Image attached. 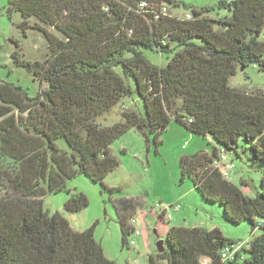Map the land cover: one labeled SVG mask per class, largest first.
I'll return each instance as SVG.
<instances>
[{"label": "trees", "instance_id": "obj_1", "mask_svg": "<svg viewBox=\"0 0 264 264\" xmlns=\"http://www.w3.org/2000/svg\"><path fill=\"white\" fill-rule=\"evenodd\" d=\"M164 3L179 7L174 0H8L7 13L22 17L24 32L30 19L42 24L33 28L49 53L26 61L18 46L12 55L45 85L36 96L0 83V264H117L96 241L95 226L75 231L62 214L44 210V199L65 191L77 173L103 183L119 168L111 154L116 141L132 130L157 140L173 122L213 145L211 155L181 158L182 181H192L204 203L220 205L229 223H249L260 235L224 260V249L236 243L218 228L171 227L164 251L147 264H264V93L230 86L238 68L264 73V0L222 1L193 9L190 20L163 15ZM214 12L225 15L212 18ZM144 51L168 56L167 65ZM134 94L144 114L126 109L121 122L98 124ZM222 155L245 159L261 174L254 197L224 178L216 166ZM114 203L123 247L131 248L130 213L138 203ZM88 205L78 193L65 209L78 214Z\"/></svg>", "mask_w": 264, "mask_h": 264}, {"label": "rangeland", "instance_id": "obj_2", "mask_svg": "<svg viewBox=\"0 0 264 264\" xmlns=\"http://www.w3.org/2000/svg\"><path fill=\"white\" fill-rule=\"evenodd\" d=\"M174 1L179 7L168 3L164 5L171 16L182 19L186 14L193 15V9L212 8L222 1L234 0ZM7 5L8 0H0V83L21 87L34 97L45 85L41 86L26 69L18 67L12 55L19 46L26 61H44L49 45L44 35L33 28L37 23L42 26L39 21L30 19L32 29L24 32L22 17L19 14L9 17ZM224 15L225 12H214L211 17ZM46 29L61 37L53 28ZM144 53L157 66L165 67L168 63L166 55L160 57L152 51ZM230 86L248 93H264V73L254 65L245 70L238 68L237 74L230 79ZM143 106L141 99L134 94L122 99L97 122L104 127L112 126L122 121L123 111L137 110L144 114ZM201 151L212 154L213 145L209 139L189 133L175 122L157 140L132 130L111 146V154L118 160L119 168L103 183H94L86 175L77 173L67 181L65 191L46 195L44 210L51 214L59 212L78 232L95 226L96 241L102 245L106 257L117 264H147L148 257L158 251L157 244L161 241L165 243L169 228L175 226L203 227L207 230L218 228L226 239L236 243V247L252 241L260 235L259 229L253 232L249 223L238 226L229 223L220 205L204 203L192 181H182L181 158ZM233 162L235 169L231 172V181L247 196L254 197L256 189L260 188L261 174L249 168L245 159H234ZM109 189H119L120 192L110 194ZM78 193L88 198L89 205L78 214L68 213L65 205ZM122 198L138 203L130 217L136 221L141 236L128 235V243L136 242V246L131 248L123 247L120 219L114 203ZM165 210L167 213L169 210L170 214L163 218Z\"/></svg>", "mask_w": 264, "mask_h": 264}, {"label": "built area", "instance_id": "obj_3", "mask_svg": "<svg viewBox=\"0 0 264 264\" xmlns=\"http://www.w3.org/2000/svg\"><path fill=\"white\" fill-rule=\"evenodd\" d=\"M145 4H142L141 7H143ZM161 13L163 15H167L168 13V9L167 7L163 8ZM184 19L190 20L192 19V15L191 14H186ZM216 166L217 168H219V170L221 171L222 175L224 176V178L231 180V172L232 170L235 169V164L233 162L228 161L227 157L225 155H222L221 159L219 161L216 162ZM130 225L134 228L133 229V235H135V237H139L140 236V230L137 229L136 227V221L131 218L130 220ZM131 247L136 246L135 241H131L130 243ZM242 246H238L236 247L234 246H230V247H226L224 249V251L222 252V257L224 260L227 259H231L232 256L241 248Z\"/></svg>", "mask_w": 264, "mask_h": 264}, {"label": "water", "instance_id": "obj_4", "mask_svg": "<svg viewBox=\"0 0 264 264\" xmlns=\"http://www.w3.org/2000/svg\"><path fill=\"white\" fill-rule=\"evenodd\" d=\"M157 250L159 253H162L164 251V242L161 241L157 244Z\"/></svg>", "mask_w": 264, "mask_h": 264}, {"label": "crops", "instance_id": "obj_5", "mask_svg": "<svg viewBox=\"0 0 264 264\" xmlns=\"http://www.w3.org/2000/svg\"><path fill=\"white\" fill-rule=\"evenodd\" d=\"M229 161L232 162L231 159Z\"/></svg>", "mask_w": 264, "mask_h": 264}, {"label": "clouds", "instance_id": "obj_6", "mask_svg": "<svg viewBox=\"0 0 264 264\" xmlns=\"http://www.w3.org/2000/svg\"><path fill=\"white\" fill-rule=\"evenodd\" d=\"M234 163V162H233Z\"/></svg>", "mask_w": 264, "mask_h": 264}]
</instances>
